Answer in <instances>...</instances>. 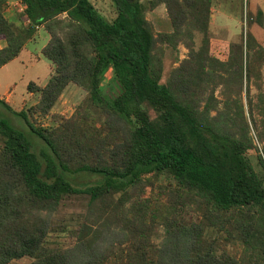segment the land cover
<instances>
[{
	"label": "trees",
	"instance_id": "trees-1",
	"mask_svg": "<svg viewBox=\"0 0 264 264\" xmlns=\"http://www.w3.org/2000/svg\"><path fill=\"white\" fill-rule=\"evenodd\" d=\"M6 1L0 0V67L42 26L49 39L41 54L53 69L45 85L28 83L37 96L28 108L14 111L0 98L45 145L36 152L0 118V264L23 257L28 264H264V173L247 155L253 145L242 102L244 75L252 116L249 86L264 48L252 51L249 35L245 49L230 44L227 60L212 55L213 0H111V20L90 0H21L17 22L4 15ZM160 4L169 30L154 34L145 12ZM179 43L187 56L161 82L155 51ZM70 83L86 92L82 115L36 125L34 114L48 116ZM219 84L235 86L220 106ZM257 100L264 114V93ZM259 163L264 172L261 155ZM82 173L98 179L75 185ZM147 175L167 177L178 197L199 201L201 217L187 219L170 201L150 207L141 196ZM75 194L88 196L90 210L72 244L53 245L51 216ZM158 225L164 233L155 243ZM209 228L238 243L243 255L220 252L218 240L206 236Z\"/></svg>",
	"mask_w": 264,
	"mask_h": 264
},
{
	"label": "rangeland",
	"instance_id": "rangeland-1",
	"mask_svg": "<svg viewBox=\"0 0 264 264\" xmlns=\"http://www.w3.org/2000/svg\"><path fill=\"white\" fill-rule=\"evenodd\" d=\"M90 1L104 17L109 20L114 17L115 12L111 0ZM142 2L147 3V0H142ZM254 2L255 0L212 1L210 30L212 35L210 39V53L212 55L221 60H227L230 52V44L241 42L245 49V41L249 35L254 39V42H251L254 46L252 51H256L257 46L264 48V13L258 7L254 11L248 10V8L253 6ZM260 4L264 7V0H261ZM4 10L6 11V8ZM15 11L17 12L15 18L19 20V11ZM224 11L227 14H224ZM236 12L238 14L237 18H233V16H236ZM145 18L154 34L169 30L168 18L163 4L153 9H147ZM261 21L263 26L259 24ZM38 33L31 41L27 42L26 48L21 51L16 59L11 60L5 67L0 69V97H7V103L14 111L28 108L36 103L37 96L27 91V85L29 82H34L39 86L45 85L53 69L52 63L39 53L40 48L46 43L47 33L43 30H40ZM155 53L160 60L162 68L160 81L165 82L172 68L177 66L187 56L188 49L181 43L178 44L176 49H172L166 45H160ZM111 76V71H108L104 79V83H106L104 91L106 93H110L113 90L109 84L112 78ZM246 85L247 82L243 75L242 102L248 122L247 137L251 139L253 145L247 151V155L254 169L263 175L264 172L259 163V155L264 159V140H261V136H264V114L261 113V103L257 99L259 94L264 93V57L258 60L257 63L255 62V68L250 81V95L254 98L252 101L254 109L252 116H249L248 106L246 105ZM233 88H235L234 84H230V86L219 84L215 88L214 95L219 106L224 102L225 90L230 92ZM8 91L11 92L10 95L6 94ZM84 105H86V92L81 87L70 83L57 99L48 116L44 117L34 114L32 119L36 125L47 127L53 124V118L69 119L73 116L79 118L84 111ZM148 110L154 115L150 107H148ZM91 114L90 119H88L90 123L96 119L93 111H91ZM0 118L7 120L13 127L22 131L31 142H34L36 152H39L40 143L45 146L42 141L29 132L26 123L20 116L8 110L2 104H0ZM146 177V179H149L148 186L142 190L141 196L149 198L150 207L157 206L164 208L163 203L170 201L177 203V207L181 209V212L187 219L197 220L201 217L199 201H194L184 194H180L181 197H178L172 190L174 183H170L167 177L154 175H147ZM97 179L98 176L86 173L73 177L75 185L93 183ZM89 210L87 195L75 194L65 196L51 216L52 230L50 231L49 239L53 245L67 247L72 244L75 240L73 230L78 227V223L84 219ZM155 229L153 239L155 243H159L162 239L164 229L161 225L156 226ZM206 236L218 240L217 245H219L220 252L224 250L237 257L243 255L242 247L238 243L225 242L221 234L216 232L215 228L207 229ZM30 260L29 257H23L11 260L7 264H28Z\"/></svg>",
	"mask_w": 264,
	"mask_h": 264
},
{
	"label": "crops",
	"instance_id": "crops-1",
	"mask_svg": "<svg viewBox=\"0 0 264 264\" xmlns=\"http://www.w3.org/2000/svg\"><path fill=\"white\" fill-rule=\"evenodd\" d=\"M260 1L261 0H255V2L253 3V6H251L250 8H248V10L249 11H254V10H256V8L258 7V9L259 10H261L263 13H264V7L263 6H261V4H260ZM227 9V8H226ZM228 11V10H227ZM16 11L15 10H13V9H8V10H4V15L8 18V19H10L11 21H14V22H17L18 20L15 18V15H16ZM229 13V12H228ZM235 13V12H234ZM239 13V12H238ZM224 14H227L225 11H224ZM237 12H236V16H233V18L234 17H236L237 18ZM40 30H43L44 32H46V30L41 26V27H39L37 30H36V32H35V34H34V36L37 34H39L38 32L40 31ZM47 33V32H46ZM34 36L30 39V40H28V41H31L33 38H34ZM47 39H46V42L48 41V39H49V34L47 33ZM27 41V42H28ZM27 42L25 43V45L23 46V48L21 49V51L23 50V49H25L26 48V45H27ZM46 44V43H45ZM44 44V45H45ZM43 45V46H44ZM42 46V47H43ZM42 47L40 48V50H39V53L41 54V49H42ZM21 51H20V53H21ZM20 53L18 54V56L20 55ZM17 56V57H18ZM17 57H15L14 59H16ZM14 59H12V60H14ZM10 62V61H9ZM8 63V62H7ZM7 63L6 64H4L3 66H1L0 67V69L2 68V67H5L6 65H7ZM6 94H11V92L10 91H8ZM1 98V97H0ZM5 101H7L8 99H7V97H4L3 98Z\"/></svg>",
	"mask_w": 264,
	"mask_h": 264
},
{
	"label": "built area",
	"instance_id": "built-area-1",
	"mask_svg": "<svg viewBox=\"0 0 264 264\" xmlns=\"http://www.w3.org/2000/svg\"><path fill=\"white\" fill-rule=\"evenodd\" d=\"M5 8L6 10L13 9V10L22 11L23 5L21 3V0H7L5 4Z\"/></svg>",
	"mask_w": 264,
	"mask_h": 264
}]
</instances>
